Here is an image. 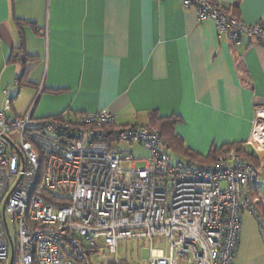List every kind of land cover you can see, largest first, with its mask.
Masks as SVG:
<instances>
[{
    "label": "built area",
    "instance_id": "obj_1",
    "mask_svg": "<svg viewBox=\"0 0 264 264\" xmlns=\"http://www.w3.org/2000/svg\"><path fill=\"white\" fill-rule=\"evenodd\" d=\"M183 6L212 21L219 39L264 41V21L247 25L212 0ZM0 94V264H103L122 240L148 241L147 264H234L244 213L264 235L250 192L264 186V168L234 150L199 168L173 161L149 124L119 126L106 110L36 118L33 107L13 117L8 91ZM253 142L264 145L263 117ZM122 143L150 156L126 153Z\"/></svg>",
    "mask_w": 264,
    "mask_h": 264
},
{
    "label": "crops",
    "instance_id": "obj_2",
    "mask_svg": "<svg viewBox=\"0 0 264 264\" xmlns=\"http://www.w3.org/2000/svg\"><path fill=\"white\" fill-rule=\"evenodd\" d=\"M212 1L247 25L264 21V0ZM0 87L13 117L33 107L36 118L106 110L119 126L175 117L185 149L207 157L242 144L254 155L244 161L264 168V145L253 142L264 116V45L219 39L183 0H0ZM250 192L264 208V186ZM238 241L234 264H264V235L248 213Z\"/></svg>",
    "mask_w": 264,
    "mask_h": 264
},
{
    "label": "trees",
    "instance_id": "obj_3",
    "mask_svg": "<svg viewBox=\"0 0 264 264\" xmlns=\"http://www.w3.org/2000/svg\"><path fill=\"white\" fill-rule=\"evenodd\" d=\"M250 41L259 44L255 40L250 39ZM260 44L264 45V41ZM23 48H24L23 45L19 47L18 58L22 55L21 53L23 51ZM26 74L27 73L25 72L24 75L19 77L18 85L20 86L27 85ZM178 121H179L178 118L175 117L158 120L156 119L155 116H152L149 125L157 129L161 133L166 143L167 149L171 150L173 153L177 154L179 157L184 159L186 161L185 163L187 164L198 165L199 168H205L204 167L205 165L215 162L218 159V157L221 155V153H223V151H231V150L237 152L239 156H241L243 159H246L247 162L248 160L253 159L254 157L253 153L248 154L244 150V146L242 144L226 145L220 150H213L207 157H203L198 154H195L191 152L189 149H185L184 145L182 144V140L180 139V137H178L175 134V125L177 124ZM259 206L262 212V217L264 218V208L260 203Z\"/></svg>",
    "mask_w": 264,
    "mask_h": 264
},
{
    "label": "rangeland",
    "instance_id": "obj_4",
    "mask_svg": "<svg viewBox=\"0 0 264 264\" xmlns=\"http://www.w3.org/2000/svg\"><path fill=\"white\" fill-rule=\"evenodd\" d=\"M11 85V84H10ZM18 88L10 86L9 87V97L16 96ZM24 95V91H21L20 97ZM120 149L126 151V153H132L137 158L146 159L150 156V153L144 150L139 145L130 147L126 144H120L118 146ZM177 158V157H176ZM184 162V161H182ZM144 167L143 162L137 163V168L141 169ZM156 250H165V243L156 241L154 246ZM151 246L150 243L146 240H122L119 242L117 253L115 255L110 254L108 251L102 257H100L99 262L103 264H112L115 261H123L127 264H147V261L150 259Z\"/></svg>",
    "mask_w": 264,
    "mask_h": 264
},
{
    "label": "bare ground",
    "instance_id": "obj_5",
    "mask_svg": "<svg viewBox=\"0 0 264 264\" xmlns=\"http://www.w3.org/2000/svg\"><path fill=\"white\" fill-rule=\"evenodd\" d=\"M262 117V116H261ZM263 118H264V116H263ZM257 132H260L259 130H257Z\"/></svg>",
    "mask_w": 264,
    "mask_h": 264
}]
</instances>
